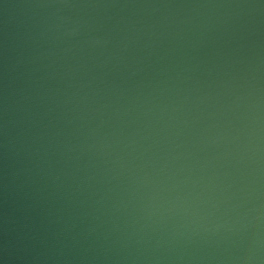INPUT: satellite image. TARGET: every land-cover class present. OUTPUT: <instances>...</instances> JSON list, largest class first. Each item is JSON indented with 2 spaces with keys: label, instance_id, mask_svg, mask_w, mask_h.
<instances>
[{
  "label": "water",
  "instance_id": "water-1",
  "mask_svg": "<svg viewBox=\"0 0 264 264\" xmlns=\"http://www.w3.org/2000/svg\"><path fill=\"white\" fill-rule=\"evenodd\" d=\"M0 264H264V0H0Z\"/></svg>",
  "mask_w": 264,
  "mask_h": 264
}]
</instances>
